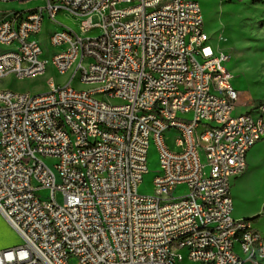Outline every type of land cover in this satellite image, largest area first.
Wrapping results in <instances>:
<instances>
[{"label":"built area","instance_id":"built-area-1","mask_svg":"<svg viewBox=\"0 0 264 264\" xmlns=\"http://www.w3.org/2000/svg\"><path fill=\"white\" fill-rule=\"evenodd\" d=\"M228 60L197 0L0 10V80L67 76L0 90V264H264V234L233 218L231 194L264 140V101L239 110Z\"/></svg>","mask_w":264,"mask_h":264},{"label":"rangeland","instance_id":"rangeland-1","mask_svg":"<svg viewBox=\"0 0 264 264\" xmlns=\"http://www.w3.org/2000/svg\"><path fill=\"white\" fill-rule=\"evenodd\" d=\"M44 0H29L27 2H0V10L31 8L43 4ZM200 4L203 25L209 33L211 41L217 48L229 54L227 67L233 74L232 81L240 91L244 110L250 105L264 101V0H197ZM70 26L74 20L65 15H59ZM124 18L123 20H126ZM98 16H92V22H98ZM45 27L54 28L53 24L44 22ZM96 30L91 29L94 33ZM44 33V35L42 34ZM39 37L46 39V31ZM224 40L227 42L222 43ZM47 48L45 53H49ZM67 76L59 74L51 65L43 74L16 79L12 77L0 80V90L13 92H29L35 94L49 89V82L63 85ZM74 87H80L79 81L74 78L71 82ZM174 132L168 131L166 143L174 144ZM259 149L251 148L252 154H247V168L232 184L231 194L233 200V218L246 216L262 211L264 206V140ZM148 173L144 175L139 184L140 193L151 194L154 192L153 174L158 164L157 150L154 144L148 149ZM56 199L62 203L60 193ZM262 218V222L260 220ZM253 226L264 234V212L256 221H251ZM258 222V223H257ZM70 264H75L70 261Z\"/></svg>","mask_w":264,"mask_h":264},{"label":"crops","instance_id":"crops-1","mask_svg":"<svg viewBox=\"0 0 264 264\" xmlns=\"http://www.w3.org/2000/svg\"><path fill=\"white\" fill-rule=\"evenodd\" d=\"M21 9H25V8H21ZM242 105H243V101H242V99H241V105H240V108H242ZM240 108H239V110H240ZM246 109V108H245ZM263 142H258V143H256L255 145H254V147L253 148H255V149H259V147H260V145L262 144ZM252 148V149H253ZM252 149H250L249 150V154L248 155H251L252 154ZM251 153V154H250ZM247 164H248V162H247ZM234 210V209H233ZM264 212V206L262 207V211H259V212H256V213H252V214H249V215H246V216H241V217H238V219H244V218H253L254 216H256V215H258V216H260L262 213ZM259 221H263L262 220V218L260 219V220H258V222ZM257 222V223H258Z\"/></svg>","mask_w":264,"mask_h":264},{"label":"trees","instance_id":"trees-1","mask_svg":"<svg viewBox=\"0 0 264 264\" xmlns=\"http://www.w3.org/2000/svg\"><path fill=\"white\" fill-rule=\"evenodd\" d=\"M258 217H259V216L256 215V216H254L253 218H246V219H250V220H252V221H256Z\"/></svg>","mask_w":264,"mask_h":264},{"label":"bare ground","instance_id":"bare-ground-1","mask_svg":"<svg viewBox=\"0 0 264 264\" xmlns=\"http://www.w3.org/2000/svg\"><path fill=\"white\" fill-rule=\"evenodd\" d=\"M226 42H227V40H224L222 43H224V44H225Z\"/></svg>","mask_w":264,"mask_h":264}]
</instances>
